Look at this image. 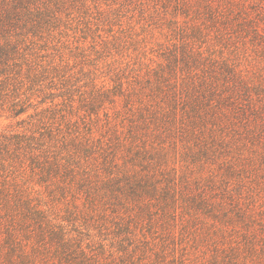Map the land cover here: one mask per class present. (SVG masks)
<instances>
[{"label":"trees","instance_id":"trees-1","mask_svg":"<svg viewBox=\"0 0 264 264\" xmlns=\"http://www.w3.org/2000/svg\"><path fill=\"white\" fill-rule=\"evenodd\" d=\"M99 2L0 0V264H264V0Z\"/></svg>","mask_w":264,"mask_h":264},{"label":"rangeland","instance_id":"rangeland-1","mask_svg":"<svg viewBox=\"0 0 264 264\" xmlns=\"http://www.w3.org/2000/svg\"><path fill=\"white\" fill-rule=\"evenodd\" d=\"M122 2L123 0H100L98 9L95 10V12L93 11L94 17L100 20L97 25L98 31H95V27L93 25L96 20L94 18H88L90 23H92V35L95 38L98 37L96 38V41L100 42L101 39H106L111 34V32H107L108 29L112 30L113 33L124 29V31L129 30L132 34H139V38L146 37V39L152 43L155 42L159 37L157 30L152 25L146 28V24L150 25L152 23L150 21V15L147 14L148 12H146V14L141 13L142 11L139 12L138 7L134 8L133 4H128L129 2H126L125 5L121 7L120 4ZM79 29L80 28L75 23H72L69 29L64 30V28H61L63 31L57 37L63 36L61 40L67 39L72 35L73 31H76L77 36H79ZM66 33H68V36H65ZM88 41H90V39H88ZM83 46L84 49H88V45ZM7 123L9 122L3 121L2 125Z\"/></svg>","mask_w":264,"mask_h":264}]
</instances>
